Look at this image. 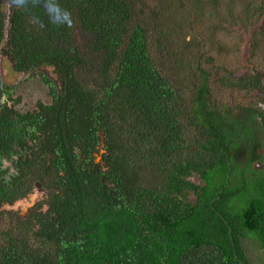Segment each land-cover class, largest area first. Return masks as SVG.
Masks as SVG:
<instances>
[{
    "label": "trees",
    "instance_id": "16d2710c",
    "mask_svg": "<svg viewBox=\"0 0 264 264\" xmlns=\"http://www.w3.org/2000/svg\"><path fill=\"white\" fill-rule=\"evenodd\" d=\"M206 7L249 16L237 0H0V55L51 97L20 110L0 76V207L51 188L47 211H10L0 264H264V109L215 103L203 69L184 100L191 73L152 52L173 48L171 27L194 39ZM253 11L255 40L264 0ZM227 79L264 87L259 72Z\"/></svg>",
    "mask_w": 264,
    "mask_h": 264
},
{
    "label": "rangeland",
    "instance_id": "374dc122",
    "mask_svg": "<svg viewBox=\"0 0 264 264\" xmlns=\"http://www.w3.org/2000/svg\"><path fill=\"white\" fill-rule=\"evenodd\" d=\"M259 1L237 0L239 9L244 8L248 12L249 16L247 18L243 12L240 18H235L231 15L228 16L223 8L214 11L206 7L202 10L204 14L200 21L202 14L198 11L199 9L193 8L192 11L194 13L189 15L187 21L189 22L187 30L195 38H187L183 32L175 27H171L172 34L175 35L173 48L168 50V48L161 49L158 47L155 51H152L153 53L158 52L161 55L162 70L164 72H168L171 75L191 73L190 81L186 82L183 86L186 89H182L181 91L185 96L184 100L188 98L191 91L195 88L200 77L199 70L203 69L210 73V87L212 99L215 103L231 108L232 111L246 106L259 107L264 105L262 96L257 90L246 91L227 83V78H230L232 75L245 76V74L254 72H259L264 82V22L260 21L261 25H263V34H256L255 40H252L254 39L252 33L255 29L257 30L259 25V22L255 21L253 6L258 4ZM246 2L250 3L249 7L245 6ZM198 22H201L200 25H198ZM241 22L244 23V26L249 27L244 29L241 26ZM162 36L165 38L162 46H167L168 38L165 35ZM83 37L85 35L80 38ZM159 40L160 42L162 41L161 39ZM149 41L151 44L154 42L150 38ZM187 63L189 66H187ZM189 69L191 70L189 71ZM40 70L46 72L54 82H58L56 76L49 68L44 67L40 68ZM180 70L184 71V73ZM37 73L38 70L30 74L17 73L13 70L8 58L0 55L1 79L13 89L12 91L16 96L21 98L20 103L17 105V108L20 110L33 109L37 100L45 103L51 101L48 88L38 77ZM262 91L264 92V90ZM191 180L197 183L200 181V178L198 175H194ZM30 190L32 191L26 196L29 198V195H32L33 199H36L38 189L32 187ZM190 197L193 200L192 194H190ZM41 207H38V210L42 211ZM25 208L26 203L23 198L17 199L14 204L2 205L0 207V211L3 212L0 215V229L3 230L13 222L12 218H10L12 216L11 212L23 215Z\"/></svg>",
    "mask_w": 264,
    "mask_h": 264
},
{
    "label": "flooded vegetation",
    "instance_id": "af4514ba",
    "mask_svg": "<svg viewBox=\"0 0 264 264\" xmlns=\"http://www.w3.org/2000/svg\"><path fill=\"white\" fill-rule=\"evenodd\" d=\"M256 90L259 94H261L262 100L264 101V92L262 91V90H264V87H261V90H259V89H256ZM259 107L264 109V105L259 106ZM257 154L258 155H264V148L258 149ZM6 162H8V160H6ZM5 166H6V163L3 162V165H1V168L4 171V173H6V176L9 177L12 175V173L8 172L7 168H5ZM263 166H264L263 163L261 161H258V160L253 165V167L255 169L263 168ZM33 187H36L38 189L37 190L38 191L37 192V195H38L37 198H39V199H37V198L33 199L32 195H29V198L26 196L32 190H30L25 196H23V199H25L26 208H25V213L22 216H24L26 213H28L29 210H33V209L37 208L38 207L37 205H39V204H41V206H42L40 208L42 210V212H45L48 210V205L45 203V199L48 196V194L51 192V188L50 187L46 188L37 181H33ZM16 200L13 202V204L16 202ZM18 200H19V198H18ZM37 211H38V209H37Z\"/></svg>",
    "mask_w": 264,
    "mask_h": 264
},
{
    "label": "clouds",
    "instance_id": "9594fccd",
    "mask_svg": "<svg viewBox=\"0 0 264 264\" xmlns=\"http://www.w3.org/2000/svg\"><path fill=\"white\" fill-rule=\"evenodd\" d=\"M6 160H8V162H6ZM3 162L6 163V166L5 168H7V171L10 172V173H14L15 172V167L14 165L12 164V160L9 159L8 157H3L1 159V165H3ZM7 204V203H6Z\"/></svg>",
    "mask_w": 264,
    "mask_h": 264
},
{
    "label": "bare ground",
    "instance_id": "6f19581e",
    "mask_svg": "<svg viewBox=\"0 0 264 264\" xmlns=\"http://www.w3.org/2000/svg\"><path fill=\"white\" fill-rule=\"evenodd\" d=\"M236 144V143H235Z\"/></svg>",
    "mask_w": 264,
    "mask_h": 264
}]
</instances>
